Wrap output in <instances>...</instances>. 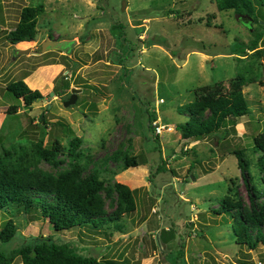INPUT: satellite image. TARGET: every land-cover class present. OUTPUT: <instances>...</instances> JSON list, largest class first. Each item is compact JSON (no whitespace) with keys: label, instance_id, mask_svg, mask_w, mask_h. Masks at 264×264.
<instances>
[{"label":"rangeland","instance_id":"rangeland-1","mask_svg":"<svg viewBox=\"0 0 264 264\" xmlns=\"http://www.w3.org/2000/svg\"><path fill=\"white\" fill-rule=\"evenodd\" d=\"M39 5L45 13L36 38L12 44L23 10ZM257 10L264 20V9ZM118 24L125 28L115 33H125L128 44L118 42L112 29ZM0 28V156L43 141L57 148L62 163L40 161L37 170L57 177L79 164L84 178L97 173L104 182L108 214L117 207L116 184L128 186L137 205L119 224L65 232L11 205L0 211V230L12 219L19 233L0 243L2 251L51 238L82 256L125 264H178L182 247L186 264H264V247L251 251L237 243L234 215L218 212L227 197L245 212L253 202L258 209L264 205L263 153L254 143L264 134V58L247 50L256 41L264 48L255 21L244 24L234 11L220 12L216 0H0ZM47 40L66 42L65 48L40 54ZM242 48L248 53L243 61L237 54ZM254 60L259 79L243 89L251 114L236 131L230 129L222 146L214 136L182 140L176 127L187 117L179 108L194 100V90L228 87ZM20 80L43 96L30 109L7 92ZM74 90L76 103L65 107ZM12 106L18 110L10 115ZM148 111L167 127L162 135L149 136ZM75 139L81 140L78 159L69 155ZM234 150L250 163L247 174ZM117 152L137 157L140 167L124 170L123 160L112 157Z\"/></svg>","mask_w":264,"mask_h":264},{"label":"trees","instance_id":"trees-1","mask_svg":"<svg viewBox=\"0 0 264 264\" xmlns=\"http://www.w3.org/2000/svg\"><path fill=\"white\" fill-rule=\"evenodd\" d=\"M216 3L220 12L234 11L241 23L255 21L259 25L257 37L260 39L262 30L264 31L261 21L264 20L257 16V9H264V0H216ZM44 13V5L25 8L16 30L10 34L11 43L33 41L37 35L38 19ZM169 15H173V12ZM122 28L125 26L122 27L120 24L112 27L114 33ZM115 35L120 44L122 42L128 44L125 33L123 38V34ZM258 43L259 41H256L247 50L254 52L253 57L259 60L264 58V48L259 49ZM237 54L241 61L243 56H248L245 48L238 50ZM255 65L256 60L249 63L242 74L230 81L228 87L219 83L194 90V100L179 108L180 113L187 117L186 123L176 127L182 140L201 141L214 136L218 139V145L222 146L221 143L229 138L231 131L235 132L241 120L251 114L243 89L258 81L259 74L253 70ZM7 92L17 101L23 102L24 107L28 109L43 99L42 94L31 90L24 80L10 83ZM56 93L58 96L62 95L61 92ZM17 110V106H12L10 115ZM147 113L149 136L154 137L155 130L151 126L155 121L154 116L149 111ZM41 121H44V118H41ZM155 140L158 142V136ZM254 143L255 148L263 153L258 165L264 172V134L256 137ZM80 145V139H75L71 143L69 155L72 158H79L77 150ZM231 155L237 157L240 169L247 174L250 163L244 152L234 150ZM58 156L57 148L51 150L45 148L43 141L13 149V152L7 151L4 157L0 156V211L17 205L20 213L34 214L47 220L56 232L84 227H91L95 231L108 223L119 224L124 215L136 211L134 192L126 185L116 184L114 192L117 194V207L108 214L101 196L105 189L104 182L97 173L84 178V168L79 164L57 177L36 169L40 161H45L53 167L60 166L62 162L58 160ZM112 157L123 160L124 170L138 168L141 165L137 157L123 155L121 152L113 154ZM163 165L164 162L162 167L157 169V175L161 173ZM246 174L243 176L247 184ZM221 204L218 211L220 215L228 213L235 217L232 231L237 243L247 246L251 251L257 250L260 246L264 247V205L258 209L253 202L251 211L245 212L242 203L234 202L231 197H227ZM18 233L16 223L12 219L9 220L0 230V243L5 245L11 242ZM183 251L184 247L177 258L178 264H186L183 260L185 258ZM17 259H20L22 264H125L122 261L82 256L68 243H56L51 238L24 241L9 252L0 249V264H13Z\"/></svg>","mask_w":264,"mask_h":264},{"label":"water","instance_id":"water-1","mask_svg":"<svg viewBox=\"0 0 264 264\" xmlns=\"http://www.w3.org/2000/svg\"><path fill=\"white\" fill-rule=\"evenodd\" d=\"M124 6H125V4H124ZM65 45H66V42H63V41L57 42V41L47 40L46 42H44L41 45V53L40 54H43V53H46L49 51H53V50L64 49ZM22 53H27V52H22ZM76 92H79V90L73 91L74 94L71 96L70 100L65 103V107H69V106L74 105L76 103V99H77V95L75 94ZM51 96H54V94H52Z\"/></svg>","mask_w":264,"mask_h":264},{"label":"built area","instance_id":"built-area-1","mask_svg":"<svg viewBox=\"0 0 264 264\" xmlns=\"http://www.w3.org/2000/svg\"><path fill=\"white\" fill-rule=\"evenodd\" d=\"M154 126H155V129H156V135H162L164 132H166L165 130L167 129L166 126L164 125H161V123L159 121L157 122H154Z\"/></svg>","mask_w":264,"mask_h":264},{"label":"crops","instance_id":"crops-1","mask_svg":"<svg viewBox=\"0 0 264 264\" xmlns=\"http://www.w3.org/2000/svg\"><path fill=\"white\" fill-rule=\"evenodd\" d=\"M132 169H136V168H132Z\"/></svg>","mask_w":264,"mask_h":264}]
</instances>
